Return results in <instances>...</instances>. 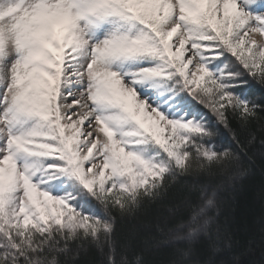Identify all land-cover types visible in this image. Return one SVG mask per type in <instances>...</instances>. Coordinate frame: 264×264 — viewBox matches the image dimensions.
Instances as JSON below:
<instances>
[{"label":"snow or ice","instance_id":"6c2138e0","mask_svg":"<svg viewBox=\"0 0 264 264\" xmlns=\"http://www.w3.org/2000/svg\"><path fill=\"white\" fill-rule=\"evenodd\" d=\"M264 0H0V264H148L119 219L179 177L237 170L264 128ZM202 109L206 110L202 111ZM208 113L211 114V119ZM215 121V124L212 123ZM162 230L172 264L232 249L216 191Z\"/></svg>","mask_w":264,"mask_h":264},{"label":"trees","instance_id":"16d2710c","mask_svg":"<svg viewBox=\"0 0 264 264\" xmlns=\"http://www.w3.org/2000/svg\"><path fill=\"white\" fill-rule=\"evenodd\" d=\"M258 97H264V90H257ZM202 111H205L202 109ZM211 119V114L208 113ZM215 124V121L212 120ZM233 128L242 142L247 143L250 134L255 140L240 153L231 134L223 126H218V147H230L241 157V167L246 169L243 176L237 170L223 173L179 177L167 191L163 199L144 206L135 215L119 219L116 225V242L129 252H141L148 264H172L179 257L178 244L165 245L162 230L173 226L182 217L187 219L189 201L197 200L193 195V185H210L220 189V208L217 219L233 238L232 249L216 255L214 264H264V128L253 126L248 131L241 129L233 121ZM105 259L100 250L81 251L75 264H101ZM194 260L208 259L207 242L204 238L194 245Z\"/></svg>","mask_w":264,"mask_h":264},{"label":"rangeland","instance_id":"374dc122","mask_svg":"<svg viewBox=\"0 0 264 264\" xmlns=\"http://www.w3.org/2000/svg\"><path fill=\"white\" fill-rule=\"evenodd\" d=\"M215 143L217 144V142L215 141ZM204 189H207L208 191H216L217 194H219L220 192V189H215L214 187H211L210 185H207V186H204L203 187ZM165 239V238H164ZM165 244V245H173V244H177L176 242L170 240V239H165V241L162 243V245Z\"/></svg>","mask_w":264,"mask_h":264}]
</instances>
